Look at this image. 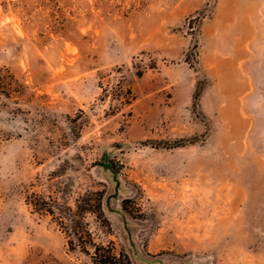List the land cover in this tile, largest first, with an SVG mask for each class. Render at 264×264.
I'll list each match as a JSON object with an SVG mask.
<instances>
[{"label": "rangeland", "instance_id": "1", "mask_svg": "<svg viewBox=\"0 0 264 264\" xmlns=\"http://www.w3.org/2000/svg\"><path fill=\"white\" fill-rule=\"evenodd\" d=\"M0 68V264H92L28 204L92 192L132 264H264V0H0Z\"/></svg>", "mask_w": 264, "mask_h": 264}, {"label": "trees", "instance_id": "2", "mask_svg": "<svg viewBox=\"0 0 264 264\" xmlns=\"http://www.w3.org/2000/svg\"><path fill=\"white\" fill-rule=\"evenodd\" d=\"M17 79L6 68H0V96L10 98L15 93V87H19ZM123 105H130L133 97L130 89L124 92ZM59 213L54 212V207L39 198L29 200L28 204L40 214H48L58 220L63 225L66 219L71 224V232H65L69 249L77 247L82 253L89 256L92 264H132L128 254L116 252L112 244H97L94 242L92 233L89 232L83 222L87 213L103 216L102 196L92 192L87 196L75 201V209L67 208V212L56 207L57 201L52 202ZM126 209V208H125ZM126 211V210H125Z\"/></svg>", "mask_w": 264, "mask_h": 264}]
</instances>
